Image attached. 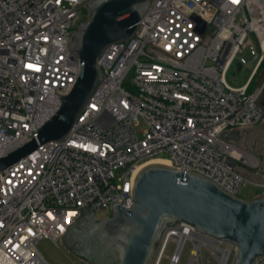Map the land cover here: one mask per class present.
Returning a JSON list of instances; mask_svg holds the SVG:
<instances>
[{
    "label": "built area",
    "instance_id": "1",
    "mask_svg": "<svg viewBox=\"0 0 264 264\" xmlns=\"http://www.w3.org/2000/svg\"><path fill=\"white\" fill-rule=\"evenodd\" d=\"M92 1L0 0V158L37 139L74 87L81 67L70 46ZM132 39L100 57L103 81L67 137L0 173V264H49L41 240L58 245L88 209L131 208L135 179L154 161L239 198L253 182L237 170L247 154L264 188L262 156L234 136L264 120V0H153ZM248 39L256 66L232 87ZM202 237L232 263L235 245Z\"/></svg>",
    "mask_w": 264,
    "mask_h": 264
},
{
    "label": "water",
    "instance_id": "2",
    "mask_svg": "<svg viewBox=\"0 0 264 264\" xmlns=\"http://www.w3.org/2000/svg\"><path fill=\"white\" fill-rule=\"evenodd\" d=\"M152 1L94 0L87 5L88 20L80 23L70 46L81 67L74 87L60 97V110L37 139L0 158V173L39 145L67 137L103 81L100 57L113 44L133 41ZM241 69L238 64L235 71ZM262 169L264 186V153ZM111 212V217L99 220L88 209L61 239L63 246L88 264H150L167 232L187 225L201 236L235 245L231 264H257L264 259V192L247 202L196 172L153 163L135 179L132 207L115 202Z\"/></svg>",
    "mask_w": 264,
    "mask_h": 264
},
{
    "label": "rangeland",
    "instance_id": "3",
    "mask_svg": "<svg viewBox=\"0 0 264 264\" xmlns=\"http://www.w3.org/2000/svg\"><path fill=\"white\" fill-rule=\"evenodd\" d=\"M88 20V12L87 10L83 12L81 17V23ZM253 46L255 48V43L252 39H248L246 42V48L243 53H241L240 58L242 61H245L242 69L240 71H235L236 67H233L231 71L228 73L227 80L232 87H241L245 85L249 79L251 74L253 73L256 63L254 62V54H253ZM262 73H260L261 77ZM260 78L257 77L254 80V84L259 83ZM261 102L264 104V94L262 96ZM264 140V120L258 125L251 129H249V134L245 136L244 134L241 137H237V144L245 149L247 152L259 156L261 153L260 150L256 151V141ZM257 149H260V145L257 146ZM245 169H243L239 164L237 166L238 171H243L253 182L257 181V176L255 175V169L251 167L250 164H242ZM253 182H248L241 190L239 194V198L244 201H252L256 198H259L261 194L264 192V188L257 186ZM99 220L108 217V214L105 211H98L96 213ZM179 226V225H177ZM176 226V227H177ZM196 233V232H195ZM198 234V233H197ZM164 239L159 243L156 247L155 254L150 264H157L158 260L161 259L160 264H172V258H174L177 252L176 242H169L166 249H163ZM186 243L182 248V254L180 256V261L178 264H219L218 260L215 256V251H213L208 245L202 244L200 248V256L201 259L193 260V251L196 247L195 242L192 239L185 240ZM39 253L45 258V260L49 264H74L78 262L80 259L70 253L62 244V241L56 245L54 242L48 239H43L38 244ZM163 252V255L162 254ZM162 257V258H161Z\"/></svg>",
    "mask_w": 264,
    "mask_h": 264
},
{
    "label": "bare ground",
    "instance_id": "4",
    "mask_svg": "<svg viewBox=\"0 0 264 264\" xmlns=\"http://www.w3.org/2000/svg\"><path fill=\"white\" fill-rule=\"evenodd\" d=\"M242 159H244V161L246 163H249V164L256 163V159L252 158V156H248L247 154H244V158H242ZM153 163H161V164L168 165L166 162H163V161H154L151 164H153ZM189 238L192 239L196 244V247L193 251L192 261L193 260H199L200 261V259H201L200 248H201L202 244L208 245L214 251H216V249H217L216 245H213L210 242H207V240H205V238L202 237L201 235H196L192 228L185 225L184 227H182L180 229L170 230L169 232H167V234L165 236L166 243H169L171 241L178 243L177 252H176L174 258H172V264H178L179 263L180 256H181L182 251H183L182 248L184 247V245L186 243L185 240H187ZM164 247H165V244L163 246V249H164ZM165 249H166V247H165ZM163 252L164 251H162L161 255H163ZM223 253H224V256L222 258L218 257V261L220 264H225V261L227 259L226 251H223Z\"/></svg>",
    "mask_w": 264,
    "mask_h": 264
},
{
    "label": "flooded vegetation",
    "instance_id": "5",
    "mask_svg": "<svg viewBox=\"0 0 264 264\" xmlns=\"http://www.w3.org/2000/svg\"><path fill=\"white\" fill-rule=\"evenodd\" d=\"M245 135V136H247V134H249V130H245V131H242V132H240V131H238V132H234V136H235V138H239V137H241L242 135ZM255 141H256V151L257 150H260V154H259V156H262L263 155V153H264V140H257V138H255ZM258 145H260V149H257V146Z\"/></svg>",
    "mask_w": 264,
    "mask_h": 264
},
{
    "label": "trees",
    "instance_id": "6",
    "mask_svg": "<svg viewBox=\"0 0 264 264\" xmlns=\"http://www.w3.org/2000/svg\"><path fill=\"white\" fill-rule=\"evenodd\" d=\"M255 84H254V82H253V86H254Z\"/></svg>",
    "mask_w": 264,
    "mask_h": 264
},
{
    "label": "crops",
    "instance_id": "7",
    "mask_svg": "<svg viewBox=\"0 0 264 264\" xmlns=\"http://www.w3.org/2000/svg\"><path fill=\"white\" fill-rule=\"evenodd\" d=\"M263 104V103H262ZM263 106H264V104H263Z\"/></svg>",
    "mask_w": 264,
    "mask_h": 264
}]
</instances>
